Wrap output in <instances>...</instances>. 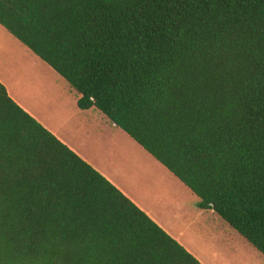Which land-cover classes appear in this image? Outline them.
I'll use <instances>...</instances> for the list:
<instances>
[{
    "label": "trees",
    "instance_id": "trees-1",
    "mask_svg": "<svg viewBox=\"0 0 264 264\" xmlns=\"http://www.w3.org/2000/svg\"><path fill=\"white\" fill-rule=\"evenodd\" d=\"M0 24L264 255V0H0ZM0 264H203L0 81Z\"/></svg>",
    "mask_w": 264,
    "mask_h": 264
},
{
    "label": "crops",
    "instance_id": "crops-1",
    "mask_svg": "<svg viewBox=\"0 0 264 264\" xmlns=\"http://www.w3.org/2000/svg\"><path fill=\"white\" fill-rule=\"evenodd\" d=\"M24 46L22 53L25 56L28 55L26 59L32 60L36 64L37 58L40 57L26 45ZM8 54L9 50L6 48L3 53L0 51V81L6 86L10 96L62 142L109 179L203 264H207L202 257L200 243L195 244L193 240H201V242L207 240L214 249H216V243H214L213 231L200 217L204 216L206 212L195 209V207L199 208V200L196 199L198 196L97 108L82 110L77 105L68 119L61 118L62 125H58L54 121L51 122L48 117L43 120L39 110L23 98L19 89L20 78L22 80L23 78L17 74H26L30 68H18L12 71L6 64L9 60ZM48 66L50 67H48L49 72L58 76L59 73L49 64ZM74 101L77 103L78 98ZM60 104L64 105L63 101ZM59 108L57 107V109ZM189 198H193L192 215H188L189 212L186 210ZM209 211L214 212L213 210ZM175 219H178L182 224L175 226L171 222ZM188 229L198 235H192L190 239L186 234ZM210 234L213 237L210 238ZM213 252L217 254L216 250Z\"/></svg>",
    "mask_w": 264,
    "mask_h": 264
},
{
    "label": "rangeland",
    "instance_id": "rangeland-1",
    "mask_svg": "<svg viewBox=\"0 0 264 264\" xmlns=\"http://www.w3.org/2000/svg\"><path fill=\"white\" fill-rule=\"evenodd\" d=\"M0 44L1 53L5 48L9 50V60L6 64L12 71L18 68H30L26 74H17V76L21 75L23 78V80L20 78L19 83L23 98L39 110L43 120L48 117L51 122L54 121L58 125H62L61 118L68 119L77 107L74 100H77L78 92L61 75L57 73V76L50 73L48 64L41 58H37L38 62L36 64L32 60L26 59L28 55L25 56L22 53L25 46L2 25H0ZM35 57L37 56L35 55ZM61 101L64 105L60 104ZM57 107L60 108L57 109ZM196 199L199 200L197 197ZM192 204L193 198H189L188 209H186L189 212L188 215L193 214ZM195 209L197 211L203 210L198 207H195ZM204 211L206 213L200 217L203 218L206 225L208 224L207 227L213 231L216 249L207 240H202V242L201 240H193V242L195 244L200 243L202 257L207 264H264V255L250 244L244 236L217 213L209 210ZM171 222L175 226L182 224L179 223L178 219L171 220ZM186 234L190 239L192 235H198V233L191 232L189 229ZM212 234H210V238L213 237ZM213 250H216L217 254H214Z\"/></svg>",
    "mask_w": 264,
    "mask_h": 264
}]
</instances>
